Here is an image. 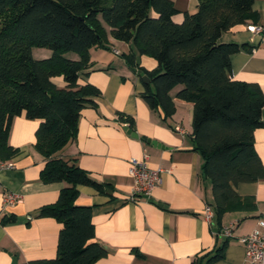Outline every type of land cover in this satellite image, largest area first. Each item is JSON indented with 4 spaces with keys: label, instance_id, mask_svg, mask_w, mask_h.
Segmentation results:
<instances>
[{
    "label": "trees",
    "instance_id": "16d2710c",
    "mask_svg": "<svg viewBox=\"0 0 264 264\" xmlns=\"http://www.w3.org/2000/svg\"><path fill=\"white\" fill-rule=\"evenodd\" d=\"M253 3L198 0L196 11L183 12L176 23L173 0H0V159L17 153L8 145L13 118L37 120L34 149L45 160L40 180L65 185L56 203L37 214L61 224L56 257L21 264H94L107 256L104 246L92 241L91 208L74 204L78 185L100 192L103 185L74 159L56 156L75 137L80 112L94 107L100 96L96 87L78 80L87 74L90 48L105 38L102 21L112 38L131 42L138 55L157 62L156 69L144 71L153 90L146 84L141 97L150 109L173 115L170 92L177 87L176 98L192 104L194 150L203 159L216 218L254 207L253 198L240 200L235 188L264 181L254 149V131L264 128V96L258 85L232 78L230 57L245 47L217 43L222 33L253 16ZM33 47L52 54L35 60ZM69 53L78 60L65 57ZM125 59L135 65L134 56ZM57 77L63 79L61 88L53 81ZM226 244L227 239L204 264L222 259Z\"/></svg>",
    "mask_w": 264,
    "mask_h": 264
},
{
    "label": "crops",
    "instance_id": "0c3cea01",
    "mask_svg": "<svg viewBox=\"0 0 264 264\" xmlns=\"http://www.w3.org/2000/svg\"><path fill=\"white\" fill-rule=\"evenodd\" d=\"M179 11L172 19L181 23L183 12L194 13L198 0H173ZM253 16L221 34L218 44L244 46L230 57L232 78L259 86L264 96V41L247 31L250 24L264 29V0H254ZM105 38L89 50L90 64L79 85L91 84L100 96L94 107L80 112L75 137L56 156L74 159L103 191L78 185L74 204L91 208L93 242L107 250L94 264H204L225 239L221 232L232 230L222 259L214 264H245L244 248L238 241L264 222V181L243 183L235 191L240 200L253 198L254 207L229 211L218 220H205V205L213 204L211 186L203 176V159L194 150L193 106L170 92L175 111L166 117L142 99L145 85L152 84L144 71L157 62L138 55L131 42L111 37L103 23ZM119 51V55L113 53ZM132 55L130 66L125 56ZM71 60L77 55L66 54ZM39 59V58H35ZM54 83L63 87L62 77ZM264 103V102H263ZM264 122V107L261 111ZM131 122V123H130ZM39 122L23 115L12 120L8 145L16 149L13 169L0 170V264H16L56 257L61 224L37 216L40 208L56 203L64 183H44L40 171L45 160L34 149ZM131 131V134L128 133ZM134 134L136 137H133ZM254 149L264 166V128L254 131ZM144 161L150 169H161V182L150 196L129 198L133 179L130 161ZM7 193L18 196L13 206H4ZM212 208V206H211ZM2 219H12L3 224ZM264 232V229H262Z\"/></svg>",
    "mask_w": 264,
    "mask_h": 264
},
{
    "label": "built area",
    "instance_id": "2783aa9c",
    "mask_svg": "<svg viewBox=\"0 0 264 264\" xmlns=\"http://www.w3.org/2000/svg\"><path fill=\"white\" fill-rule=\"evenodd\" d=\"M247 31L256 35L259 40L264 41V29L259 25L250 24L247 26ZM115 55H119V51L113 49ZM14 163L12 159L3 161L0 159V170L13 169ZM161 169H150L144 161L131 160L129 175L133 179V187L129 198L130 202H134L137 198L148 197L154 188L160 185ZM18 202V196L7 193L4 196V206H13ZM204 217L206 221H210L213 217V210L210 205L204 207ZM258 229L252 233L238 238V241L244 248V263L245 264H264V222L258 221ZM224 239L233 237L232 230L225 228L221 232Z\"/></svg>",
    "mask_w": 264,
    "mask_h": 264
},
{
    "label": "rangeland",
    "instance_id": "374dc122",
    "mask_svg": "<svg viewBox=\"0 0 264 264\" xmlns=\"http://www.w3.org/2000/svg\"><path fill=\"white\" fill-rule=\"evenodd\" d=\"M31 54H32V57L34 59L39 58V59H35V60H40V59L49 58L51 56L52 52L48 49H45V48L33 47L31 50ZM69 54L76 55L74 53H69Z\"/></svg>",
    "mask_w": 264,
    "mask_h": 264
},
{
    "label": "water",
    "instance_id": "95a60500",
    "mask_svg": "<svg viewBox=\"0 0 264 264\" xmlns=\"http://www.w3.org/2000/svg\"><path fill=\"white\" fill-rule=\"evenodd\" d=\"M128 133H130V134H131V131H128ZM132 136H133V137H136L134 134H132ZM11 264H16V261H15V259H14V258L12 259V263H11Z\"/></svg>",
    "mask_w": 264,
    "mask_h": 264
}]
</instances>
